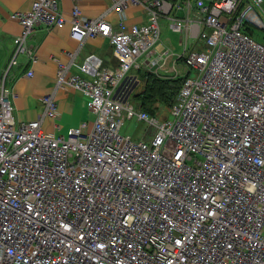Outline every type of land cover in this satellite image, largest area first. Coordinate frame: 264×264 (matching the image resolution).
<instances>
[{"label":"built area","instance_id":"2783aa9c","mask_svg":"<svg viewBox=\"0 0 264 264\" xmlns=\"http://www.w3.org/2000/svg\"><path fill=\"white\" fill-rule=\"evenodd\" d=\"M62 1L12 14L21 30L0 78V264H264V42L249 29L264 30V0H112L95 17L71 0L69 18ZM136 6L143 23L128 21ZM66 23L78 41L106 37L117 65L90 54L71 74L58 63L56 87L78 91L95 119L52 136L42 122L58 118L55 93L39 118L17 121L5 81L20 54L34 58L37 26ZM163 27L179 34V53ZM142 67L185 76L171 119L115 97ZM126 118L147 123L140 140L119 133Z\"/></svg>","mask_w":264,"mask_h":264},{"label":"crops","instance_id":"0c3cea01","mask_svg":"<svg viewBox=\"0 0 264 264\" xmlns=\"http://www.w3.org/2000/svg\"><path fill=\"white\" fill-rule=\"evenodd\" d=\"M111 3L112 0H78L81 12L86 17L104 13ZM72 5L71 0H63L59 5L67 18ZM29 7V0H0V78L13 51L14 38L21 30L20 23L12 14L26 11ZM113 17L114 14H108V18ZM146 20L147 13L143 7L130 8L129 22L143 23ZM27 41L35 51L34 58L20 54L17 64L9 69L5 82V86L15 93L12 101L15 119L30 121L39 118L43 111L41 98L54 92L59 115L55 120L45 118L42 128L47 135L66 136L69 128L88 122L86 117L90 112L85 98L78 91L69 86L56 87L57 65L59 62L63 63L71 74H79V64L88 55L95 54L102 60L104 67L113 68L117 65V60L112 54L111 45L103 36L85 38L82 41L74 39L68 23L63 27L52 28L39 25ZM29 69L33 71L31 76L27 74ZM56 123L59 128L55 126Z\"/></svg>","mask_w":264,"mask_h":264},{"label":"trees","instance_id":"16d2710c","mask_svg":"<svg viewBox=\"0 0 264 264\" xmlns=\"http://www.w3.org/2000/svg\"><path fill=\"white\" fill-rule=\"evenodd\" d=\"M135 71V73L131 72L126 75V77L121 81L115 92V97L122 100H128V98L132 95L138 103L140 110L146 111L150 115L154 116L156 115V112L159 111V106L156 105V103L164 104L167 108L170 107L183 83V80L185 79L184 75L162 78L150 71L142 70V68ZM138 74L144 78V84L140 91L134 92L133 89L136 83L135 85L133 83L131 86L130 84L133 80L137 81L136 76Z\"/></svg>","mask_w":264,"mask_h":264},{"label":"rangeland","instance_id":"374dc122","mask_svg":"<svg viewBox=\"0 0 264 264\" xmlns=\"http://www.w3.org/2000/svg\"><path fill=\"white\" fill-rule=\"evenodd\" d=\"M249 29L253 31V33H254L253 38L255 40L260 41V42H264V39L262 38V37H264V30L253 27V26H251ZM161 40L163 42H169V44L171 45V48L174 50L175 53H179L181 51L182 47L179 45V34L178 33H175L173 31L169 30L167 27H163L162 31H161ZM176 66H177L178 70H180V71L185 70L184 65H183V61L180 59H179ZM142 70L150 71L145 67H142ZM180 71H179V73L181 74ZM135 72H136L135 70L132 71V73H135ZM150 72H152V71H150ZM197 73L198 72L196 69L190 70V76L191 77L196 76ZM153 74H155V73H153ZM166 75H169V74H166ZM180 76H183V75H180ZM136 79H137V81L133 80L130 84V86H131V85H133V83H134V85L136 83V85L133 89L134 92L140 91L143 84H144V78L140 74H138L136 76ZM128 101H129V103H131L134 106L135 111L140 110L138 103L136 102V100L134 99V97L132 95L128 98ZM156 105L159 106L158 107L159 112H156V115H155V117L158 120L163 119L162 116L160 115L161 112L164 113L168 119H171V114L169 112V109L164 104L156 103ZM89 112L90 113H89L88 117H86L87 118L86 120H88V122H92L95 119V115L91 111H89ZM146 129H147V123L146 122L139 121L136 118H131V119L126 118L120 126L119 133L123 136H130V138L133 141H138L142 138Z\"/></svg>","mask_w":264,"mask_h":264}]
</instances>
